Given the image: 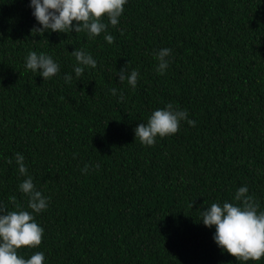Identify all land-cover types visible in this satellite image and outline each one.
Returning <instances> with one entry per match:
<instances>
[{"label":"trees","instance_id":"16d2710c","mask_svg":"<svg viewBox=\"0 0 264 264\" xmlns=\"http://www.w3.org/2000/svg\"><path fill=\"white\" fill-rule=\"evenodd\" d=\"M103 22L112 43L103 32L35 34L28 0H0V204L32 211L25 175L7 163L16 152L50 197L33 213L40 245L18 253L43 251L42 264H264L217 247L199 215L242 185L264 209V0H127L117 25ZM74 47L97 61L80 77ZM29 51L59 72L26 70ZM122 66L138 71L134 88ZM166 103L195 125L142 145L136 125Z\"/></svg>","mask_w":264,"mask_h":264},{"label":"clouds","instance_id":"9594fccd","mask_svg":"<svg viewBox=\"0 0 264 264\" xmlns=\"http://www.w3.org/2000/svg\"><path fill=\"white\" fill-rule=\"evenodd\" d=\"M126 3L127 0H28V7L38 25L33 26L35 34H43L45 31L68 33L74 30L83 31L91 39L103 32L104 40L112 43L114 37L106 31L108 25L103 22V17H107L108 24L117 25ZM71 54L76 61L72 67L76 77H80L86 67H96L97 61L82 48L74 47ZM170 54L171 49L168 47L159 48L153 53L158 61L157 73L165 72ZM24 68L38 73L43 80L60 70L59 64L50 54L36 51H29L24 57ZM117 77L122 82L127 80L128 85L134 88L138 71L134 68L125 71L122 66ZM64 79L69 82L72 75L65 73ZM110 92L116 94L117 89L112 88ZM181 121H187L190 126L195 125L186 109L166 103L162 108L154 109L146 122L136 125L135 139L138 138L142 145L151 146L157 136L163 138L176 133ZM13 158L19 173L25 175L18 184V189L27 195V208L32 211L18 205H14L15 210H9L0 204V264H42L45 258L43 251H36L25 257L18 253V249L22 246L36 248L40 245L44 229L34 219L33 213L45 210L50 197L37 190L32 177L26 175L23 154L14 153L13 157L7 158V163H13ZM82 171L87 172L88 167L85 166ZM232 200L233 202H212L200 208V220L205 226L214 227L212 239L221 250H226L238 260H260L264 256V209L248 194L247 185L238 187Z\"/></svg>","mask_w":264,"mask_h":264}]
</instances>
